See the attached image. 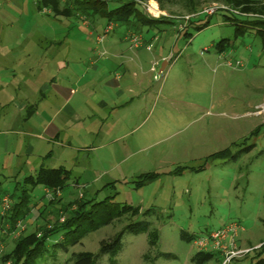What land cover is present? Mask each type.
I'll return each mask as SVG.
<instances>
[{
  "label": "rangeland",
  "instance_id": "obj_1",
  "mask_svg": "<svg viewBox=\"0 0 264 264\" xmlns=\"http://www.w3.org/2000/svg\"><path fill=\"white\" fill-rule=\"evenodd\" d=\"M11 1L8 12L16 17L11 30L8 26L12 37L7 40L17 46L15 56L28 52L24 60L26 70L16 69L15 75L33 81L42 68H46L43 71L46 75L53 73L54 61L61 60L67 64H63L60 73L63 86L77 89L73 86L76 80L81 85V90L77 89L79 93L69 103L79 118L68 127L67 133L72 139L62 134L60 140L79 148L83 146L75 137L79 134L84 143L89 142L87 146L96 147L105 144L115 132L125 136L111 148H99L92 154H75L46 140L37 142L26 138L19 125L14 128L18 132H12L10 122L15 118L17 103L1 100L0 198L13 193L15 187L20 189L23 180L34 176L40 166L63 167L70 170L71 177L68 186L56 197L61 200L58 206H48L44 188L35 187L30 194L31 211L20 221L24 231L17 237L8 230L3 234L6 238L0 257L10 252L13 242L22 235L29 232L38 235L41 233L38 227L49 229L54 220L61 225L60 219H66L62 205H71V211L81 199L93 198L98 202L113 197V203L138 207L140 213L147 211L140 219L159 233V242L153 248L148 246L145 234H123L116 264H193L191 258L200 250L183 241L180 234L202 238L230 223L242 228V231L237 230L238 249L250 251L235 257L229 264H247L252 250L264 243V122L257 114L264 96V45L260 37L254 35V30L244 29L241 36H235L238 24L223 22L222 12L209 18L197 17L211 5L232 8L221 0H192L194 11L188 0H120L134 2L142 17L148 20L151 18L138 2L143 7L156 6L165 15L164 20L152 25L145 23L147 25L140 30L110 23L112 31L98 42L108 25L105 22L93 33L89 26L91 18L80 20L90 27L87 30L72 18L57 17L46 9L38 10L37 0L24 4L21 0ZM184 17L198 18V24L208 23L200 31L191 27L182 32L188 24ZM178 21L183 28L178 27L181 25ZM126 30L140 38L141 47L131 49L129 40L119 42L122 56L118 59L106 51V44L109 40L121 39ZM41 31L59 33L62 38L51 42ZM88 32L93 35L89 36ZM221 41L227 50L220 53L217 44ZM79 57L82 58L80 63L75 62ZM226 61H241L243 66L233 69L226 66ZM162 64L163 71L158 73ZM5 74L9 73L0 71V75ZM114 77L123 88L124 110L118 113L121 118L117 130L108 137L106 127L101 126L104 114L96 101L104 96L101 80ZM139 81H142L141 86H138ZM84 89H89L93 97L81 95ZM249 104L256 105L249 107ZM91 114L92 117H88ZM86 125L90 128L86 135L93 134L90 141L82 133ZM251 134L254 136L249 137ZM28 144L34 147L33 154L26 152ZM227 148L232 154L230 157L206 160ZM48 153L51 158L44 159ZM147 174L158 176L138 185L140 178ZM73 181H78V188L73 187ZM39 203L42 205L37 208L45 209V214L38 217L34 204ZM134 219L125 215L85 234L74 244L64 243L65 249L49 248L39 264H73L69 257L78 252L97 255L96 264H109L107 255L98 254L99 242L111 239ZM7 228L4 226L3 230ZM61 237L62 233H56L49 237L48 243L57 242ZM259 242L261 244L256 246ZM157 253L170 257L160 255L153 261ZM213 253V258L205 264H221L223 257L216 251ZM145 256H148L146 260ZM0 264L8 263L0 261Z\"/></svg>",
  "mask_w": 264,
  "mask_h": 264
},
{
  "label": "trees",
  "instance_id": "obj_2",
  "mask_svg": "<svg viewBox=\"0 0 264 264\" xmlns=\"http://www.w3.org/2000/svg\"><path fill=\"white\" fill-rule=\"evenodd\" d=\"M223 3L238 9L241 13L264 14V2L255 0H221ZM260 2H262L260 4ZM191 4L192 0H188ZM37 9H46L55 16L70 17L71 15H79L84 18L94 19L95 17L102 18L106 24L113 23L115 25H124L125 28L140 30L141 26L152 25L155 22L164 20V17L158 19H144L141 10L131 1L120 0H37ZM195 10V6L191 4V11ZM203 16V15H202ZM209 18L210 16H205ZM223 22H231L238 24L235 29V36L242 35V30H254V35L257 34L262 45H264V21L257 17L234 16L229 14L222 15ZM198 18L189 19L187 27L182 29V32L193 27L195 31H200L207 26L208 21L204 24H198ZM144 23V24H143ZM139 24V25H138ZM258 32V33H257ZM190 36L189 34H185ZM224 42L217 44L218 52H224L226 49ZM251 134L249 137H253ZM230 149L227 148L221 152L215 153L206 160L225 159L230 157ZM157 174H147L140 178L138 185L148 182L156 178ZM70 173L63 168L44 169L40 168L34 176L27 177L22 182V187L14 188L13 193L9 196L11 207L5 216L0 217V230L4 226L9 227L8 232L14 230L15 224L29 215L31 211L30 194L35 187L41 186L44 189L53 193V199L47 205L50 207L60 205L61 200H57L54 196L55 191L60 193L68 186ZM74 186H79L78 183H72ZM112 186V185H111ZM77 188V187H75ZM113 197L104 198L101 201H95L93 198H84L79 202L74 201L76 209L69 211L71 205H62V213L66 215V219L61 225H57L58 221L54 220L50 228L38 227L41 231L37 237L36 232H29L22 235L19 239L13 242L12 250L9 253L3 254L0 257L2 263L8 264H39L45 258L48 249H65L64 243L69 242L74 244L82 236L90 232H94L104 226L111 224L114 220H118L125 215L135 218L133 221L125 225L114 237L108 240L99 242L98 254L107 255L109 264H116L115 257L122 248L121 238L123 234L130 235L145 234L147 244L150 248L156 247L159 242V233L152 229L151 225L141 220L147 214V211L140 213L138 207L127 205H119L112 202ZM46 207V205H45ZM44 207V208H45ZM37 216L45 214V209H37ZM7 233V231H6ZM56 233H62L61 240L52 244L48 243L49 237ZM6 236L0 235L2 242ZM180 238L192 243L196 237L189 236L185 233L180 234ZM64 240V241H63ZM61 241V242H60ZM63 241V243H62ZM170 257L168 254L157 253L152 259L156 260V256ZM214 256L213 252H197L192 258L193 264H205ZM97 255L88 252L72 253L69 257V262L73 264H96ZM148 256L144 257L146 260ZM151 260V261H152ZM247 264H264V243L258 249L252 250V255L247 259Z\"/></svg>",
  "mask_w": 264,
  "mask_h": 264
},
{
  "label": "crops",
  "instance_id": "obj_3",
  "mask_svg": "<svg viewBox=\"0 0 264 264\" xmlns=\"http://www.w3.org/2000/svg\"><path fill=\"white\" fill-rule=\"evenodd\" d=\"M21 2H22L21 4H24V3H28L29 0H21ZM34 2L35 1L32 0V3ZM12 4L13 2L11 0L0 1V71L9 73L5 75H0V101L2 100L8 103H13L16 101L17 103V105L14 106L15 118L13 119V121L10 122V126L12 127L11 129H13L11 131L17 133L18 131L15 130L16 129L15 125H19L22 128L21 134L26 138L33 141L37 140V142H44V140H46L49 143L50 142L53 143L55 146H59V148H65L67 150L74 151L75 154H78L79 152L85 154L91 152L92 154L94 153V150L105 147L108 148L111 145L120 142L121 138L125 135L117 132L113 133V130H117V127L119 126V120L121 118V114L118 113L124 110L123 109L124 107H122L124 102L121 101L123 88L120 87L119 80H117L115 77L113 80L110 79L101 80L103 87L101 91L104 93V96H102V98H99L96 101L97 107L100 108L104 114L103 117L100 119L102 122L101 126L103 128L106 127L105 135L110 137V134L113 133L112 137L105 144H100L96 147H92V146L89 147L87 146L89 145V142L86 141V143H84L83 136L81 137L78 134L75 136L76 139H79L83 142L82 144L83 146L79 148L71 146V143L68 141L62 142V140H60L62 134L63 135L67 134L71 138V135L67 133L68 127L69 126L72 127V124L78 122L79 120L76 109L74 107L73 108L70 107L69 103H71V101L76 96V94L79 93L78 90H81L80 89L81 85H79L78 83L79 80H76V82L73 83V86L74 87L77 86L78 90L72 88V86L69 85H65L66 87L63 86L64 82L60 78V73L62 72L64 65L67 64L66 63L64 64L61 60L54 61L53 73L46 75L43 72L44 69L46 68H42V71L39 72L37 77L32 78L33 81L31 79H26V80L23 79L21 78V75H19L18 77L17 75H15L14 70L16 69L22 68L26 70L25 67L27 62H25L24 64V60H27L28 52H23L22 54L15 56V53H13L15 49L14 47L17 46L16 45L13 46V44L11 42H8L7 40L12 37L9 34V31L12 29V26L10 25L13 24L14 18L16 17V16H12L11 12L10 14L8 12V7L12 6ZM68 18L70 19L72 18L76 23H79L82 27L85 28L87 27V25L83 21L82 23L80 22V20L83 19V16L73 15ZM90 21H89L90 22L89 26L92 27L93 33L96 32L94 29L97 26H103L104 24V20L99 17L98 18L96 17V19L94 18ZM8 26L10 27L9 31H8ZM89 26L87 27V30L88 28H90ZM41 33L43 37L50 39L51 42H57L59 38H62V34L59 33L55 34V32H53L52 34L50 32L46 33L44 31H41ZM93 33L88 32V35L91 36L93 35ZM132 33L133 32L126 30V32L124 33L121 39H116V40L112 39L107 41L108 43L106 44V48H105L106 51L107 52L110 51L111 53L114 54V56L120 59V56H122V52L120 51L118 43L126 42V40H129V37L133 35ZM155 37H157V35H155ZM140 47H141L140 45L135 48L130 46L131 49H138ZM89 50H90V54L94 56L93 50L91 49ZM106 51L103 52L106 53ZM81 59L82 58L79 57L75 60V62L80 63L79 61H81ZM90 64L93 70L94 65L92 64V62H90ZM102 64H106V63L102 61ZM101 75H104V73L101 72ZM147 82L150 83V81ZM141 84L142 81H139L138 86H141ZM81 93H82L81 95H86V97L89 98L93 97V93L89 89H84L81 91ZM250 105L252 104H249V107H254L256 104H253L252 106ZM1 106L2 105H0V107ZM62 114L64 115L62 116ZM88 117L91 118L92 114ZM88 130H90V128L88 127V125H86V130H82L83 135H86V132ZM92 136L93 134L89 133L85 137L87 138L88 141H90ZM4 141H6V139ZM40 144L42 145V143ZM28 145L26 146L27 147L26 152L33 154L34 147ZM111 152H112L111 155H113V151ZM45 158H51V153L46 154V156H44V159ZM40 168L56 169L53 167L45 168L43 166H40L38 169ZM58 168H63V167H58ZM68 171L71 177V172L70 170ZM73 183H78V181L75 182L73 181ZM73 187L78 188V186H73ZM40 204L41 203L37 205L34 204L35 209H38L37 207H40L42 205ZM259 244H261V242L257 243L256 246Z\"/></svg>",
  "mask_w": 264,
  "mask_h": 264
},
{
  "label": "built area",
  "instance_id": "obj_4",
  "mask_svg": "<svg viewBox=\"0 0 264 264\" xmlns=\"http://www.w3.org/2000/svg\"><path fill=\"white\" fill-rule=\"evenodd\" d=\"M1 1V0H0ZM143 8V12L148 15L151 19H158L159 17H165L163 13L158 11L156 6L153 8L150 5H146L143 7V5L138 2ZM218 12H222L223 14H229V15H234V16H246L245 14L240 13L239 11L230 8L228 6H223V5H211L209 7L204 8L198 15H205V16H213ZM250 17H257L264 21V16H253L249 15ZM190 17H184L182 18L185 22L189 20ZM180 24L181 22L178 21ZM179 28H183L184 25L181 23V25L178 26ZM113 27L109 23L103 33L102 36L98 37V42H100L110 31H112ZM129 41L132 44V47L135 48L140 45V38L137 36H130ZM226 66L236 69V68H241L242 62L241 61H226ZM257 114H259L264 122V96H263V102L262 104L258 107ZM60 195L59 191H55L54 196L58 197ZM44 196L47 199V201H50L53 199V193H51L49 190L44 189ZM11 207V201L8 197V195H4L0 198V217H3L6 215V213L9 211ZM64 220L63 218L60 219V222L62 223ZM8 229V228H7ZM6 230H0V235H3L6 233ZM237 230L242 231V228L236 224V223H230L227 226H225L222 229H218L216 231L210 232L206 237L202 238H196L192 242V246L195 248H198L201 252H218L222 257L223 260L221 264H229L232 259L235 257L242 255V254H247L249 253L250 250L248 249H238L237 243H236V237H237ZM24 231V225H22L19 222L15 224L14 230L10 233L13 237H17L18 234L22 233ZM39 236V234L37 235ZM61 240V238L59 239ZM3 252V242L0 239V255Z\"/></svg>",
  "mask_w": 264,
  "mask_h": 264
},
{
  "label": "water",
  "instance_id": "obj_5",
  "mask_svg": "<svg viewBox=\"0 0 264 264\" xmlns=\"http://www.w3.org/2000/svg\"><path fill=\"white\" fill-rule=\"evenodd\" d=\"M163 71V64L161 65V68L158 73H161Z\"/></svg>",
  "mask_w": 264,
  "mask_h": 264
}]
</instances>
